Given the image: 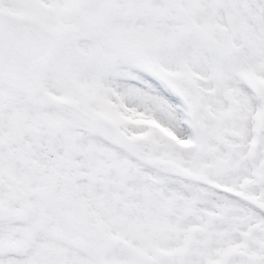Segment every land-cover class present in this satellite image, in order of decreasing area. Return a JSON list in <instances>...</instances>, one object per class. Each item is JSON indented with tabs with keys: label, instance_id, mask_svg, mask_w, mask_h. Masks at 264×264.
I'll return each instance as SVG.
<instances>
[{
	"label": "snow or ice",
	"instance_id": "obj_1",
	"mask_svg": "<svg viewBox=\"0 0 264 264\" xmlns=\"http://www.w3.org/2000/svg\"><path fill=\"white\" fill-rule=\"evenodd\" d=\"M0 264H264V0H0Z\"/></svg>",
	"mask_w": 264,
	"mask_h": 264
}]
</instances>
